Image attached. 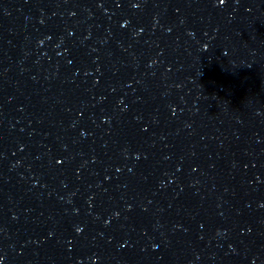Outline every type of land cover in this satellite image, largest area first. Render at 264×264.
<instances>
[{"label":"clouds","instance_id":"1","mask_svg":"<svg viewBox=\"0 0 264 264\" xmlns=\"http://www.w3.org/2000/svg\"><path fill=\"white\" fill-rule=\"evenodd\" d=\"M221 3H223V0H221Z\"/></svg>","mask_w":264,"mask_h":264}]
</instances>
